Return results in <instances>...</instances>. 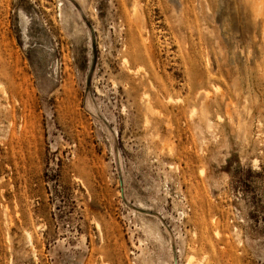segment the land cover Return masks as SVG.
I'll return each instance as SVG.
<instances>
[{
	"label": "rangeland",
	"instance_id": "374dc122",
	"mask_svg": "<svg viewBox=\"0 0 264 264\" xmlns=\"http://www.w3.org/2000/svg\"><path fill=\"white\" fill-rule=\"evenodd\" d=\"M261 25L241 0H0V264H264ZM129 33L160 61L147 129Z\"/></svg>",
	"mask_w": 264,
	"mask_h": 264
},
{
	"label": "bare ground",
	"instance_id": "6f19581e",
	"mask_svg": "<svg viewBox=\"0 0 264 264\" xmlns=\"http://www.w3.org/2000/svg\"><path fill=\"white\" fill-rule=\"evenodd\" d=\"M241 1L244 3L246 7H249L251 9L254 22L257 21L258 18L261 19L262 37L264 38V0H241ZM136 3L137 4L134 3V7H133L134 16H137L139 14L138 2ZM202 8L203 7L201 6V10ZM127 20L130 21L129 19ZM147 34H149V32ZM137 45L139 44H137L133 35L129 33V40L125 45V48L123 47L124 52H123L122 65L123 67H125L128 74L129 72L130 74L131 72H134L135 74V76L133 77L130 76L129 78V82H128V84L130 85L129 89L134 91L136 94L135 98H137L139 108L142 109V111L144 112L143 114L145 116L144 128L147 129L148 128L147 115H153V114L155 115V113H158L156 112L157 108H155V103H154L155 101L152 98L153 97L152 89H155L153 80L157 79L154 67H157V65L160 64V61L158 60V57H156L154 45L152 44V42L150 41L148 43L142 42L140 44L141 48L138 46L140 49H138ZM146 67H150V68H148L147 70ZM206 67H207V63H206ZM142 72L144 73L146 72L145 73L146 76L144 74L142 75L141 74ZM197 79H198L197 76L191 74L190 79L188 80V83L190 82L191 86L189 85L190 87L189 88L187 87V89L190 91V93L192 92L194 93L187 101H190L192 99L200 101V97H203L202 99L203 101L199 107L192 108L189 111L187 117L189 119L190 122L189 124L191 129L197 136L198 140L201 143H203L206 133L210 134L213 137L215 136V125L206 116V109L208 108V104H210L209 102L210 94L208 93L204 95L200 94V92L197 89V86L199 85H197V83H194V81ZM191 87H194L195 89L192 88L191 90ZM195 90H197L196 93ZM155 95L157 97V94ZM156 103L158 102L156 101ZM148 224H146L147 226L146 230L149 233V235H152L156 237L157 240L158 239L160 240L161 234L159 232L158 226L151 224L148 225ZM25 236L28 238L30 245L33 246V238L31 233L27 232V235ZM148 264H150V262Z\"/></svg>",
	"mask_w": 264,
	"mask_h": 264
}]
</instances>
